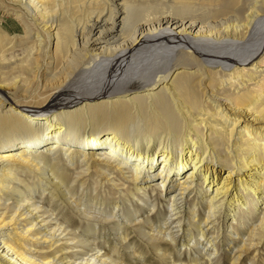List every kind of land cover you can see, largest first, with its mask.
Returning a JSON list of instances; mask_svg holds the SVG:
<instances>
[{"label": "bare ground", "instance_id": "obj_1", "mask_svg": "<svg viewBox=\"0 0 264 264\" xmlns=\"http://www.w3.org/2000/svg\"><path fill=\"white\" fill-rule=\"evenodd\" d=\"M223 232L264 248V0H0V264H216Z\"/></svg>", "mask_w": 264, "mask_h": 264}, {"label": "rangeland", "instance_id": "obj_2", "mask_svg": "<svg viewBox=\"0 0 264 264\" xmlns=\"http://www.w3.org/2000/svg\"><path fill=\"white\" fill-rule=\"evenodd\" d=\"M2 22H3V26L10 32H14V31H21V27L20 25L18 24V22L16 21V19L11 16V15H8V16H4L2 18ZM137 82H132L130 84L131 87H135L137 86ZM92 189H86V191L84 192V198H88V195L89 194H93L94 192L91 191ZM91 191V192H90ZM89 192V194H88ZM107 194V193H106ZM103 195V193L99 194L98 197H97V200L95 201V204L97 206V203H98V207H100L101 209L103 210H108L109 208H111V206L113 205L114 203V200L111 198V196L109 197V195L107 194ZM103 195V197H102ZM128 200L127 202L125 200H116L117 201V204L120 205L118 206V210H117V213L119 215L120 212H127V211H130L133 208H141V210H139L137 212V214H135L134 217H137L136 220H147V216L149 215V212H148V207L146 206H142V205H139L138 202L131 196H128ZM105 198V199H104ZM158 198V199H157ZM102 199V200H101ZM105 200V201H104ZM99 201V202H98ZM104 203V204H103ZM164 201H162V198L161 197H158L156 196V209L158 210H161V211H164L166 208H165V204H163ZM103 206H102V205ZM132 205V206H131ZM131 208V209H130ZM117 215V216H118ZM77 217L76 216H72L71 220L74 221L75 223L77 222ZM161 218V216L158 217V215L154 217V221H158L159 219ZM120 222H122V225H126V223L124 222L123 219H119ZM124 222V223H123ZM91 226V225H90ZM78 227L80 230H85L87 227L84 223H80V226L78 224ZM127 227H128V232H129V237L132 239V244L131 245H135V247H138V248H141V250L145 253L146 257H148L151 261H155V252L154 250H149V249H146V245L144 246V243L142 242L144 239L143 238H140L138 236V234H136L134 228L132 227V223L130 224H127ZM105 229V230H104ZM98 230V232H97ZM96 230V234H97V240L96 242L98 243H101V241L103 240H107L108 238V241L109 240H113L116 238V235H114L113 231L111 230L110 226L108 224L104 225V228H103V232H102V228L98 227V229ZM108 237H107V235ZM224 235H225V232H223V235H222V238H221V241H220V247H219V250H218V253H220V258H219V261L216 262V264H229L230 262V258L232 256V253H233V250L232 249L233 247V242L232 241H229V239L226 238V235H225V238H224ZM99 236V237H98ZM180 238V237H179ZM101 239V240H100ZM234 239V238H233ZM234 241V240H233ZM228 242V243H227ZM231 242V243H230ZM186 238L184 237H181V239H179V242H178V246H177V251L179 253H181V257H185V258H188L187 254H186ZM226 245V246H225ZM231 245V246H230ZM228 248V249H227ZM120 251L123 253V256H125L127 259H129V257H131V255L129 254V252H131V249H123V248H120ZM232 252V253H231ZM221 260V261H220ZM256 261H254L253 263L251 264H264V248L258 252V255L255 259ZM245 264H248V261L246 260L245 261Z\"/></svg>", "mask_w": 264, "mask_h": 264}]
</instances>
